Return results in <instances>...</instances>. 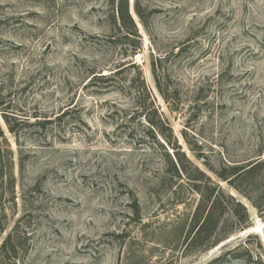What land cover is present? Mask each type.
Instances as JSON below:
<instances>
[{"label": "rangeland", "instance_id": "obj_1", "mask_svg": "<svg viewBox=\"0 0 264 264\" xmlns=\"http://www.w3.org/2000/svg\"><path fill=\"white\" fill-rule=\"evenodd\" d=\"M113 3L0 0V94L18 132L0 109V264H264V212L248 199L263 202L264 168L233 187L214 173L264 161V0H129L141 38L115 25ZM216 186L250 227L212 247L210 227L194 237Z\"/></svg>", "mask_w": 264, "mask_h": 264}, {"label": "trees", "instance_id": "obj_2", "mask_svg": "<svg viewBox=\"0 0 264 264\" xmlns=\"http://www.w3.org/2000/svg\"><path fill=\"white\" fill-rule=\"evenodd\" d=\"M114 13H113V22L115 25H118L120 28H127V26L131 25L132 30H130L129 35L134 36L135 38H141L138 32V28L135 24V21L133 20L131 13H130V6H129V0H114L113 3ZM136 13L142 20L143 24L146 25V20L141 12V9L139 5H137ZM138 51V50H137ZM165 59L159 57L153 60L152 62V74L155 81L156 88L160 94V96L163 98L165 102H169L170 99H173L174 94L178 95L177 90H174L171 86V77L169 75L168 70H166L163 66ZM132 67L139 68L135 64L132 65ZM122 71H117L114 75L111 74L109 76H101L98 79H95L96 82H102L98 83V85H102L103 87H109L113 85L112 83H115L117 76L121 74ZM139 79L142 80V86L138 90V99L141 101V99L146 98L150 101L149 107L143 106L142 107V113L147 119L148 124L150 125V128H147V137L156 139V134L160 131L157 124L151 119V115L154 114L158 117L159 109L157 106H155V103L153 100L154 95L149 88V86L146 83V80L144 78L143 72L139 71ZM0 109L2 112V116L4 118L5 123L8 125L9 130L12 134L17 135L18 132L14 127L11 125V120L14 118L13 116V110L10 107V105H6L4 103V100L2 99V96L0 94ZM12 111V112H10ZM67 113H64L62 116L59 117L58 120H61ZM162 114L159 116L160 123L163 126V129L167 130L170 134V136L174 137V132L171 128V126L167 123V121H164L162 119ZM16 118V117H15ZM35 118H38V122L36 123L37 126L40 127V130H45L47 125H51L54 123L52 120H48L46 117H38L35 116ZM44 119V120H43ZM21 121V123H25L26 121H29L28 119L24 120L23 117L18 119ZM164 124L167 125V127L164 128ZM160 135H165L163 132H159ZM169 144V143H168ZM172 145V144H171ZM173 146V145H172ZM177 144H174V150H175V156L178 155L179 151H176L177 149H181L180 146H177L178 148H175ZM164 147V146H163ZM260 168H264V161H254V163L249 164L246 167L239 168L235 166H228L224 169V174L216 173L214 172L219 179L223 180L224 182H228L230 186L233 187V181L238 180L240 178L247 177L251 175L253 172L257 171ZM219 189V195L213 200L210 208L207 210V207L204 205H200L197 209L196 216V226H195V237L199 238L201 235L205 233L208 227L211 228V237L215 236L216 240L214 241L212 247L217 246L220 242L223 240H226L229 238V236L234 233L235 231H243L250 227V215L247 210V208L242 205L240 202H237L236 198H234L231 195H226L224 190L220 188L219 186H216ZM239 189V188H237ZM220 196V197H219ZM225 198L227 201L223 202L220 198ZM264 199V194L263 197ZM253 206L257 208L258 210L264 212V200L261 202L258 199L255 198H248ZM225 215H228L231 220L230 226H223V219L225 218ZM227 227V228H226Z\"/></svg>", "mask_w": 264, "mask_h": 264}, {"label": "bare ground", "instance_id": "obj_3", "mask_svg": "<svg viewBox=\"0 0 264 264\" xmlns=\"http://www.w3.org/2000/svg\"><path fill=\"white\" fill-rule=\"evenodd\" d=\"M252 231V230H251Z\"/></svg>", "mask_w": 264, "mask_h": 264}]
</instances>
